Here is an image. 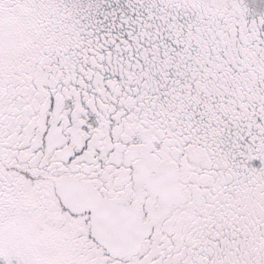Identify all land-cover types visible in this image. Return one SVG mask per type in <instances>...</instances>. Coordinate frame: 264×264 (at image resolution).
Returning <instances> with one entry per match:
<instances>
[{
	"label": "snow or ice",
	"instance_id": "snow-or-ice-1",
	"mask_svg": "<svg viewBox=\"0 0 264 264\" xmlns=\"http://www.w3.org/2000/svg\"><path fill=\"white\" fill-rule=\"evenodd\" d=\"M0 264H264V0H0Z\"/></svg>",
	"mask_w": 264,
	"mask_h": 264
}]
</instances>
